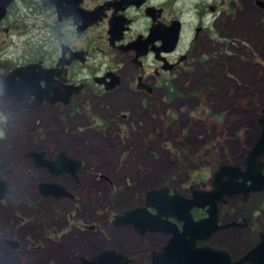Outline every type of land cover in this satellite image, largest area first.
Masks as SVG:
<instances>
[{
	"label": "flooded vegetation",
	"instance_id": "flooded-vegetation-1",
	"mask_svg": "<svg viewBox=\"0 0 264 264\" xmlns=\"http://www.w3.org/2000/svg\"><path fill=\"white\" fill-rule=\"evenodd\" d=\"M248 6L258 10L260 20L264 18V0H9L0 9V179L7 185L0 206L15 203L11 213L29 230L27 241L34 235L44 243L50 238L48 233H55L53 224L47 228L43 221L44 201L76 200L66 183L80 185L85 163L70 153L74 144L59 138L65 133L72 135L71 130L64 129L68 121L85 118L87 130L102 133L109 126L120 128V123L127 120L129 101L138 102L140 109L156 106L159 100L166 103L173 97L176 84L185 82L187 69L192 72L198 66L205 70L208 60L193 57L202 37L215 28L221 40L228 37L225 41L230 42L229 28ZM2 152L8 156L6 161ZM247 152L240 165H221L237 166L244 173ZM61 153L80 162L75 175H55L38 166L44 161L55 162ZM9 159L12 165H8ZM257 164L256 176L263 178L264 158ZM221 165L212 171V179ZM20 174L28 178L22 202L14 198L21 189L14 188V180L10 178ZM101 176H97L99 181L114 187L109 178ZM211 181L207 185L193 180L184 192L164 184L151 189L165 187L166 196L179 194L186 206L193 198L191 191L208 192ZM241 182V178L236 180V184ZM42 184L63 187L66 196H44ZM249 185L247 182L246 186ZM257 187L260 184L254 186ZM145 193L138 204L113 215L110 223L114 229L130 227L138 239L146 242L143 245L147 255L131 257L120 250V244L112 248L105 244L78 260H90L105 251H113L125 256L128 264H138L137 259L142 260L140 264H154L151 253L161 252L172 234L148 230L141 233L132 224H114L115 218L124 212L143 207ZM215 207L213 231L205 240L197 238L193 245L189 242L190 233L185 235V252L195 253L194 250L208 247L226 254L231 263H238L259 244L260 234L264 233V188L248 194H223ZM208 210V205L193 207L187 216L190 215L193 223H199L209 217ZM147 211L156 214L153 208ZM167 221L179 232L187 224L172 217ZM93 230V226L86 225L81 229L82 232ZM0 241L12 253L25 246V241L15 235L3 234ZM43 249L38 242L30 248L35 253ZM93 249L91 246L90 250Z\"/></svg>",
	"mask_w": 264,
	"mask_h": 264
},
{
	"label": "rangeland",
	"instance_id": "rangeland-1",
	"mask_svg": "<svg viewBox=\"0 0 264 264\" xmlns=\"http://www.w3.org/2000/svg\"><path fill=\"white\" fill-rule=\"evenodd\" d=\"M229 30L230 42L225 41L228 37L221 40L215 28L202 37L193 57L208 60L205 70L198 66L192 72L187 69L185 82L176 84L166 103L159 100L156 106L140 109L138 102L129 101L127 120L120 128L109 126L111 130L102 133L87 130L85 118L68 121L64 129L72 135L59 138L74 144L70 153L85 163L80 185L66 183L76 200L44 201L43 221L47 228L53 224L55 231L48 233L50 238L44 243L34 235L26 240L29 230L11 213L14 202L0 206V236L15 235L25 241L24 248L13 253L0 241V264H79L80 256H89L105 244L111 248L120 244L126 255L143 258L146 242L130 227L114 229L110 223L113 215L138 204L151 188L164 184L184 192L193 180L209 185L218 165L241 164L260 135L264 18L260 20L258 10L248 6ZM2 158L6 161L7 154L2 152ZM12 164L9 159L8 165ZM99 174L114 187L99 181ZM10 178L13 187L21 189L14 198L24 201L28 178L24 174ZM21 179L24 182H16ZM84 225L94 230L82 232ZM36 242L44 248L37 253L30 250ZM140 261L137 259L138 264Z\"/></svg>",
	"mask_w": 264,
	"mask_h": 264
},
{
	"label": "water",
	"instance_id": "water-1",
	"mask_svg": "<svg viewBox=\"0 0 264 264\" xmlns=\"http://www.w3.org/2000/svg\"><path fill=\"white\" fill-rule=\"evenodd\" d=\"M11 1V0H10ZM9 2V0H0V9ZM6 78V80H8ZM262 117L257 121L260 128V135L255 141L252 148L244 157L246 170L240 173L237 166L221 165L213 174V179L210 185V191L204 192L194 190L193 198L189 204L185 206V199L179 194L166 196L167 188L150 189L145 193L144 205L140 208L124 212L121 216L115 218V226L132 224L135 229L141 233L146 232H163L172 234L171 239L166 244L161 252H152V262L154 264H244L249 262L256 264L264 262V233L260 234L259 244L250 250L238 263H231L230 258L220 252L212 250L208 247L204 249L194 250L195 253L187 250L185 252V235H190V244L193 245L197 238L205 240L213 231L211 224H215L216 207L215 202L220 200L223 194L233 196L235 193L243 192L248 194L251 191H260L264 188V177L257 178L256 167L257 162L264 158V108L261 109ZM80 162L65 158L64 153L59 154L55 162L44 161L38 164L39 167H45L50 173L61 175L68 173L75 175L79 170ZM103 178V176H101ZM238 178L242 179L241 183L236 184ZM262 179V180H261ZM261 180V181H260ZM250 182L249 186L246 183ZM260 184V187L254 188ZM241 186L242 188H239ZM7 185L0 179V200L5 198ZM44 196L54 195L56 197L66 196L63 187L58 185L42 184L40 186ZM210 202L213 205H210ZM209 206V217L199 223H193L187 216V212L193 207ZM153 208L156 211L155 215H151L147 209ZM186 216V217H185ZM148 217V218H147ZM172 217L182 222H187L183 225L182 231L179 232L174 225L168 223L167 218ZM187 220V221H186ZM196 236V237H195ZM195 237V238H194ZM192 238V239H191ZM15 249V247H13ZM252 259H256L253 260ZM258 262V263H259ZM128 259L122 254H116L113 251H105L90 260L84 258L79 259V264H128ZM260 264V263H259Z\"/></svg>",
	"mask_w": 264,
	"mask_h": 264
},
{
	"label": "clouds",
	"instance_id": "clouds-1",
	"mask_svg": "<svg viewBox=\"0 0 264 264\" xmlns=\"http://www.w3.org/2000/svg\"><path fill=\"white\" fill-rule=\"evenodd\" d=\"M0 135H2V133H0Z\"/></svg>",
	"mask_w": 264,
	"mask_h": 264
}]
</instances>
